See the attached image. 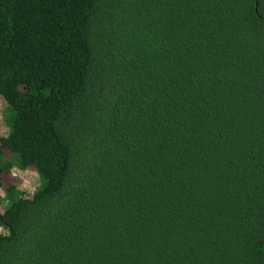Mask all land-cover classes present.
Segmentation results:
<instances>
[{"label": "trees", "instance_id": "trees-1", "mask_svg": "<svg viewBox=\"0 0 264 264\" xmlns=\"http://www.w3.org/2000/svg\"><path fill=\"white\" fill-rule=\"evenodd\" d=\"M0 95V264H264V0H0Z\"/></svg>", "mask_w": 264, "mask_h": 264}, {"label": "rangeland", "instance_id": "rangeland-1", "mask_svg": "<svg viewBox=\"0 0 264 264\" xmlns=\"http://www.w3.org/2000/svg\"><path fill=\"white\" fill-rule=\"evenodd\" d=\"M6 106L5 99L0 95V135H6L9 127L7 126L4 117L3 110ZM13 176L17 182L19 188L24 191L25 195H32L40 184V178L37 172L33 170H22L13 168ZM3 195V192H1ZM4 203L0 204V211L3 210Z\"/></svg>", "mask_w": 264, "mask_h": 264}, {"label": "built area", "instance_id": "built-area-1", "mask_svg": "<svg viewBox=\"0 0 264 264\" xmlns=\"http://www.w3.org/2000/svg\"><path fill=\"white\" fill-rule=\"evenodd\" d=\"M0 231L3 232V233L7 232L2 226H0Z\"/></svg>", "mask_w": 264, "mask_h": 264}]
</instances>
